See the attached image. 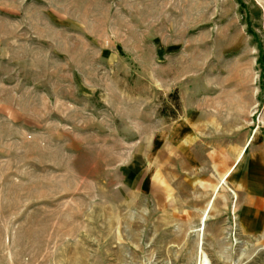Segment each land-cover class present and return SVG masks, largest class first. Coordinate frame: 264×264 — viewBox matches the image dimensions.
<instances>
[{
	"label": "rangeland",
	"instance_id": "obj_1",
	"mask_svg": "<svg viewBox=\"0 0 264 264\" xmlns=\"http://www.w3.org/2000/svg\"><path fill=\"white\" fill-rule=\"evenodd\" d=\"M201 252L264 264V0H0V264Z\"/></svg>",
	"mask_w": 264,
	"mask_h": 264
},
{
	"label": "crops",
	"instance_id": "obj_2",
	"mask_svg": "<svg viewBox=\"0 0 264 264\" xmlns=\"http://www.w3.org/2000/svg\"><path fill=\"white\" fill-rule=\"evenodd\" d=\"M245 149H246V147L244 148V150L242 151V152H244L245 151ZM183 151L185 152L186 151V149H183ZM220 155V159L218 158V155H212V156H208V160H209V162H211L212 164H213V169H224V168H226L227 166H228V164H229V160H233V158L232 157H226V156H222L221 154H219ZM234 155V154H233ZM242 156H243V154L241 153L240 155H238V158H237V160L235 161V164L233 165V166H231V168L228 170V172H226L225 174H224V176L221 178V180L225 177V175L227 174V173H229V175L232 173V171L234 170V168H235V165H236V163L238 162V161H240V159H242ZM217 159H219V162L218 161H216ZM228 175V176H229ZM227 176V177H228ZM226 177V178H227ZM225 178V179H226ZM220 180V181H221ZM216 190L215 191H217V187L215 188ZM251 204H249L248 205V210H250L251 208ZM208 208V207H207ZM210 209V207L208 208V209H206L207 210V217H208V210ZM205 212H204V214H205ZM203 214V215H204ZM203 217V216H202ZM202 219V218H201ZM207 220V219H206Z\"/></svg>",
	"mask_w": 264,
	"mask_h": 264
},
{
	"label": "bare ground",
	"instance_id": "obj_3",
	"mask_svg": "<svg viewBox=\"0 0 264 264\" xmlns=\"http://www.w3.org/2000/svg\"><path fill=\"white\" fill-rule=\"evenodd\" d=\"M204 220H205V216H204V218H203V220H202L203 223H204ZM201 260H203V263H204V264H209V263H208V260H207V258H206V256L204 255L203 252H201Z\"/></svg>",
	"mask_w": 264,
	"mask_h": 264
}]
</instances>
